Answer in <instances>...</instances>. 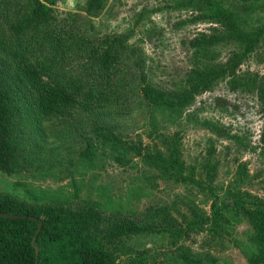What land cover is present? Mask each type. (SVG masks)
<instances>
[{
    "label": "rangeland",
    "instance_id": "obj_1",
    "mask_svg": "<svg viewBox=\"0 0 264 264\" xmlns=\"http://www.w3.org/2000/svg\"><path fill=\"white\" fill-rule=\"evenodd\" d=\"M212 1L234 11L244 33L264 30V11L251 10L264 0ZM86 5L53 0L52 8L59 16L82 15L97 37L127 36L132 57L119 74L118 95L131 104L82 106L47 120L17 96L11 142L19 169L0 172V192L42 204L91 205L151 227L106 242L120 264H247L254 247L235 207L264 204V119L257 100L264 33L238 68L240 82L222 76L184 106L155 105L143 98V76L159 91L178 93L196 68L222 73L243 45L217 40L194 49L195 38L217 27L198 19L206 12L198 2L105 0L96 17L86 15ZM163 161L174 169H164ZM85 236L103 237L92 229Z\"/></svg>",
    "mask_w": 264,
    "mask_h": 264
},
{
    "label": "trees",
    "instance_id": "obj_2",
    "mask_svg": "<svg viewBox=\"0 0 264 264\" xmlns=\"http://www.w3.org/2000/svg\"><path fill=\"white\" fill-rule=\"evenodd\" d=\"M189 1L205 8L198 19L217 25L211 34L192 41L194 49L217 40H231L243 47L222 64L220 74L194 69L196 77L190 75L178 93L159 91L143 76L145 85L140 90L150 104L184 106L207 90L211 80L222 76L229 77L230 84L240 82L238 68L264 33L262 29L244 33L236 13L212 0ZM52 3L0 0V172L6 175L19 169L18 152L11 142V101L17 96L27 99L34 112L47 120L82 106L104 109L118 102L119 106L131 104V99L118 95L119 74L132 57L127 36L97 37L82 22V15L59 16ZM104 3L87 0L86 15L98 16ZM251 10L264 11V3ZM257 90L264 119V81ZM163 168L174 166L164 162ZM235 209L243 212L250 228L254 252L247 264H264V204L254 210ZM86 229L103 236L102 240L87 238ZM149 229L130 218L105 216L91 205L42 204L0 192V264H120L106 242Z\"/></svg>",
    "mask_w": 264,
    "mask_h": 264
},
{
    "label": "water",
    "instance_id": "obj_3",
    "mask_svg": "<svg viewBox=\"0 0 264 264\" xmlns=\"http://www.w3.org/2000/svg\"><path fill=\"white\" fill-rule=\"evenodd\" d=\"M41 227V226H40ZM40 227H39V230H40ZM35 251H36V254H38V249L37 248H35Z\"/></svg>",
    "mask_w": 264,
    "mask_h": 264
}]
</instances>
